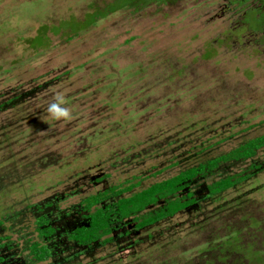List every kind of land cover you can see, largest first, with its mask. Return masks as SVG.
Returning <instances> with one entry per match:
<instances>
[{
  "label": "rangeland",
  "instance_id": "rangeland-1",
  "mask_svg": "<svg viewBox=\"0 0 264 264\" xmlns=\"http://www.w3.org/2000/svg\"><path fill=\"white\" fill-rule=\"evenodd\" d=\"M113 1L0 0L2 255L8 264H264V149L190 184L183 195L198 203L171 219L142 230L127 221L107 245L66 237L85 223V198L134 177L139 191L264 135L258 0H174L73 33L74 20ZM67 22L72 35L52 31ZM44 28L48 46H32ZM57 94L72 119H51ZM241 173L251 176L209 194ZM41 215L57 229L45 262L29 254Z\"/></svg>",
  "mask_w": 264,
  "mask_h": 264
},
{
  "label": "trees",
  "instance_id": "trees-1",
  "mask_svg": "<svg viewBox=\"0 0 264 264\" xmlns=\"http://www.w3.org/2000/svg\"><path fill=\"white\" fill-rule=\"evenodd\" d=\"M170 2L172 0H114L106 8L88 13L81 22L74 20L73 23L77 24L72 30L74 34H79L120 10L134 9L138 11L152 4L165 5ZM256 14H259V16L254 17L256 19L263 15L262 19L259 18L261 28H258L257 31L264 32V12ZM70 23H63L61 27H55L52 31L58 33L68 29L64 33L72 35L69 32L68 25ZM42 31L35 39L31 40L32 46L38 48L48 46L47 32L49 29L44 28ZM220 142H224V140ZM261 149H264V135L248 140L226 154L190 167L172 178L157 182L139 191L135 190L140 187V180L138 177H134L123 184L112 186L91 195L82 200L78 208V211L85 218V223L68 232L66 237L72 243L83 248L97 244L107 245L113 241V234L117 230L126 229V226H129L130 223L127 221L133 222L135 229L142 230L161 221L171 219L198 203L192 192L188 191L186 195H183L190 184L200 177L216 171L223 164L254 159ZM256 169L259 168L254 166L251 168V170ZM250 176L249 173H241L220 179L208 187V192L211 196L221 195L245 182ZM162 200L165 201L162 207L150 211L153 206H156ZM35 224L40 241L30 245L29 254L35 261L45 262L53 257L51 243L56 238L57 229L47 215L39 216ZM0 227H2L1 222ZM0 264H8L2 255L1 249Z\"/></svg>",
  "mask_w": 264,
  "mask_h": 264
},
{
  "label": "clouds",
  "instance_id": "clouds-1",
  "mask_svg": "<svg viewBox=\"0 0 264 264\" xmlns=\"http://www.w3.org/2000/svg\"><path fill=\"white\" fill-rule=\"evenodd\" d=\"M55 99L57 102L50 104L47 109L51 119L53 120H60L61 118H63L64 120L72 119L70 110L67 107L61 106L65 103V99L63 95L57 94Z\"/></svg>",
  "mask_w": 264,
  "mask_h": 264
},
{
  "label": "flooded vegetation",
  "instance_id": "flooded-vegetation-1",
  "mask_svg": "<svg viewBox=\"0 0 264 264\" xmlns=\"http://www.w3.org/2000/svg\"><path fill=\"white\" fill-rule=\"evenodd\" d=\"M248 1H250V0H241L240 2L237 1V3L238 4H242V3H246ZM258 1L260 3L259 6L258 7H254V8H250V9L255 10L258 13L259 12L263 13L264 12V0H258ZM173 2H174V0H172V2L167 3V4H171ZM155 5H158V4H155ZM244 23L246 24L245 18H244Z\"/></svg>",
  "mask_w": 264,
  "mask_h": 264
}]
</instances>
